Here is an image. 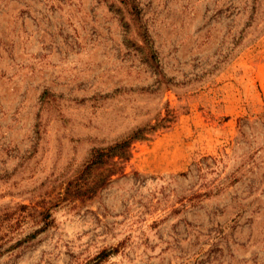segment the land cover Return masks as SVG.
I'll return each instance as SVG.
<instances>
[{
    "label": "rangeland",
    "instance_id": "374dc122",
    "mask_svg": "<svg viewBox=\"0 0 264 264\" xmlns=\"http://www.w3.org/2000/svg\"><path fill=\"white\" fill-rule=\"evenodd\" d=\"M0 264H264V0H0Z\"/></svg>",
    "mask_w": 264,
    "mask_h": 264
},
{
    "label": "trees",
    "instance_id": "16d2710c",
    "mask_svg": "<svg viewBox=\"0 0 264 264\" xmlns=\"http://www.w3.org/2000/svg\"><path fill=\"white\" fill-rule=\"evenodd\" d=\"M151 59L156 61V56L152 54ZM155 124H151V125H146V126H141L138 127L137 129L133 130L131 132V134H129L126 138H123L119 141L114 142L113 144L109 145L108 147H103V148H99L97 149L96 152V158L101 159V161H103V157L105 156V158H107L106 160H108L109 157L111 156H118L121 158V160L124 157H127L128 153H129V147L132 143V141L134 139L137 138H141L143 137L145 134V132H147L148 129L154 128ZM118 160H113V163H117ZM94 163L97 162V160L93 161Z\"/></svg>",
    "mask_w": 264,
    "mask_h": 264
}]
</instances>
